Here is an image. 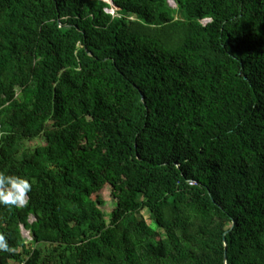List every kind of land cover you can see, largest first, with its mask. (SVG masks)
<instances>
[{"label": "trees", "instance_id": "obj_1", "mask_svg": "<svg viewBox=\"0 0 264 264\" xmlns=\"http://www.w3.org/2000/svg\"><path fill=\"white\" fill-rule=\"evenodd\" d=\"M0 172V264H264V0H0Z\"/></svg>", "mask_w": 264, "mask_h": 264}, {"label": "clouds", "instance_id": "obj_2", "mask_svg": "<svg viewBox=\"0 0 264 264\" xmlns=\"http://www.w3.org/2000/svg\"><path fill=\"white\" fill-rule=\"evenodd\" d=\"M106 3L112 5V0ZM110 12L113 13L114 11L111 10ZM31 191L32 183L27 178L6 175L0 172V204L9 207L26 205L28 202V194ZM0 251H10L7 239L2 234H0Z\"/></svg>", "mask_w": 264, "mask_h": 264}, {"label": "rangeland", "instance_id": "obj_3", "mask_svg": "<svg viewBox=\"0 0 264 264\" xmlns=\"http://www.w3.org/2000/svg\"><path fill=\"white\" fill-rule=\"evenodd\" d=\"M103 2H108L111 0H101ZM170 5L172 7H175V4L170 1ZM95 198L98 200H100L102 202L101 204V209L104 211L107 221L109 220L110 215L113 213V211L115 210L116 206H117V199L114 197V195L112 194V190L109 187H105V188H101L99 190H97V194L95 195ZM142 216L147 220V223L149 225H151L152 227H154V225L152 224V222L149 220L148 218V214L146 212H144L142 214ZM34 221V218H31V222ZM22 233L23 236L25 237V239H27V241H30V234L27 230L22 228Z\"/></svg>", "mask_w": 264, "mask_h": 264}, {"label": "built area", "instance_id": "obj_4", "mask_svg": "<svg viewBox=\"0 0 264 264\" xmlns=\"http://www.w3.org/2000/svg\"><path fill=\"white\" fill-rule=\"evenodd\" d=\"M190 185H191V186H194V185H196V182H191ZM22 264H26V263L23 262Z\"/></svg>", "mask_w": 264, "mask_h": 264}, {"label": "water", "instance_id": "obj_5", "mask_svg": "<svg viewBox=\"0 0 264 264\" xmlns=\"http://www.w3.org/2000/svg\"><path fill=\"white\" fill-rule=\"evenodd\" d=\"M227 259V256H226V254H225V260Z\"/></svg>", "mask_w": 264, "mask_h": 264}]
</instances>
